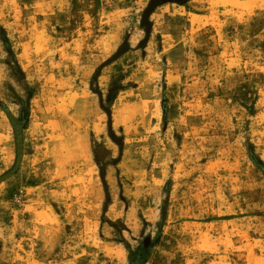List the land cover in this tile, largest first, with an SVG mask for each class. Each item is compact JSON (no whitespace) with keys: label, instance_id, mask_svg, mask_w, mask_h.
I'll return each mask as SVG.
<instances>
[{"label":"rangeland","instance_id":"1","mask_svg":"<svg viewBox=\"0 0 264 264\" xmlns=\"http://www.w3.org/2000/svg\"><path fill=\"white\" fill-rule=\"evenodd\" d=\"M150 1L0 0V264H264V0Z\"/></svg>","mask_w":264,"mask_h":264},{"label":"water","instance_id":"2","mask_svg":"<svg viewBox=\"0 0 264 264\" xmlns=\"http://www.w3.org/2000/svg\"><path fill=\"white\" fill-rule=\"evenodd\" d=\"M165 1H170V0H151L148 7L146 8L143 16H142V20H141V26L148 28V18L151 15V13L153 12V10L159 6L160 4H162ZM126 50V46H124L123 48H121L120 50H118V52L115 54V56H113L109 61H112L113 59H116L118 56H120L121 54H123ZM9 120L11 121V124L13 126V130H14V136H15V141H16V159L17 161L20 158L21 155V132L19 130L20 124H17L16 122H14L10 117ZM17 165V162L15 164V166L13 167V169L8 172L5 176H3L2 178H0V181L4 180L5 178H7L8 176H10L11 174H13V171L15 169Z\"/></svg>","mask_w":264,"mask_h":264},{"label":"trees","instance_id":"3","mask_svg":"<svg viewBox=\"0 0 264 264\" xmlns=\"http://www.w3.org/2000/svg\"><path fill=\"white\" fill-rule=\"evenodd\" d=\"M254 163L257 165H262L261 162L257 159L254 160ZM146 252L147 250L142 248L137 249L136 251L133 252L129 251V255H128L129 264H144L146 260L145 257Z\"/></svg>","mask_w":264,"mask_h":264}]
</instances>
